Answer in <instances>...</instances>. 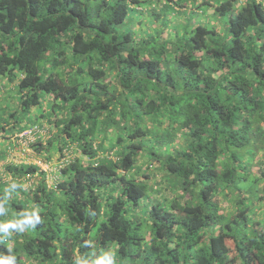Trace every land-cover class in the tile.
Returning a JSON list of instances; mask_svg holds the SVG:
<instances>
[{
  "label": "trees",
  "instance_id": "16d2710c",
  "mask_svg": "<svg viewBox=\"0 0 264 264\" xmlns=\"http://www.w3.org/2000/svg\"><path fill=\"white\" fill-rule=\"evenodd\" d=\"M197 8L0 0V75L20 94L0 119V197L26 185L0 220L33 208L43 220L0 254L264 264V0ZM26 130L27 144L12 141ZM26 147L50 170L3 155Z\"/></svg>",
  "mask_w": 264,
  "mask_h": 264
},
{
  "label": "clouds",
  "instance_id": "9594fccd",
  "mask_svg": "<svg viewBox=\"0 0 264 264\" xmlns=\"http://www.w3.org/2000/svg\"><path fill=\"white\" fill-rule=\"evenodd\" d=\"M21 183L13 182L4 189L3 197H0V217H7L9 214L8 201L11 196L19 189L23 188ZM43 223L40 212L33 208L25 210L18 215L8 219L0 220V243H6L14 234L23 233L26 230H34ZM84 247H91L90 241H84ZM0 264H17V257L13 254L11 247L8 248V254H0ZM77 264H118L116 254L108 249L89 262L87 259L78 260Z\"/></svg>",
  "mask_w": 264,
  "mask_h": 264
},
{
  "label": "rangeland",
  "instance_id": "374dc122",
  "mask_svg": "<svg viewBox=\"0 0 264 264\" xmlns=\"http://www.w3.org/2000/svg\"><path fill=\"white\" fill-rule=\"evenodd\" d=\"M200 1L201 0H185V3L191 10V9H198L197 6L199 5ZM211 1H216V0H211ZM193 15L195 16L197 15V13H193ZM19 98H20V94H19V89L17 87V80L14 82L11 81L9 77L0 75V119H5L4 118L5 116L3 117V115H8L10 111L19 110L18 109ZM19 114L22 117V112ZM14 134L15 132L14 133L11 132L10 137L12 138V141L21 142L23 145L27 144V142L24 141L22 137L25 136L26 134H29V130H26L25 132L22 133L18 132L17 135ZM30 137L31 139L34 138L32 136ZM8 143L9 141L0 139V153L3 151L6 152ZM25 149L26 150L24 151L23 148L21 149L17 148L14 151H11L10 154L7 155L3 153V155H6V157L8 156L6 160L12 158L14 162H22V161L33 162L39 164L43 169L50 170L51 166L43 160L44 157L42 155L35 153V151L32 148L26 147ZM59 157H60V153L55 152L51 159L52 162L55 163V161H57ZM147 160L145 159L144 162L141 163L142 168H146ZM3 161H4L3 159H0V165L3 164ZM156 174L158 175L159 173ZM24 187H26V185H24ZM17 194H19V196L22 195L20 189L17 191Z\"/></svg>",
  "mask_w": 264,
  "mask_h": 264
},
{
  "label": "built area",
  "instance_id": "2783aa9c",
  "mask_svg": "<svg viewBox=\"0 0 264 264\" xmlns=\"http://www.w3.org/2000/svg\"><path fill=\"white\" fill-rule=\"evenodd\" d=\"M29 133H30V130H29Z\"/></svg>",
  "mask_w": 264,
  "mask_h": 264
}]
</instances>
